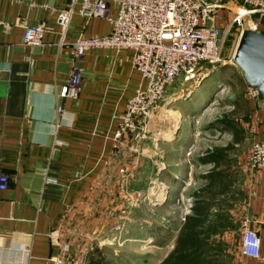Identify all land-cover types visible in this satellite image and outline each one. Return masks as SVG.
Instances as JSON below:
<instances>
[{
  "label": "crops",
  "instance_id": "0c3cea01",
  "mask_svg": "<svg viewBox=\"0 0 264 264\" xmlns=\"http://www.w3.org/2000/svg\"><path fill=\"white\" fill-rule=\"evenodd\" d=\"M70 3L0 0V173L10 176L7 189H0V264H56L57 259L67 256L69 244H74L72 225L84 230H108L122 223L117 238L108 239L113 236L104 234L90 241L128 244L126 251L115 253L119 259L114 264H161L173 251L191 213L190 205L183 206V212L175 201L192 195L204 184L201 176L213 167L200 162L208 150L201 149L200 134L202 124L214 113L208 110L221 101L217 95L222 96L229 86L217 83L218 92L211 99L205 101L207 95L202 92L184 106L182 101L172 103L177 100L175 94L189 90L186 100L190 99L193 88L201 83L190 89L182 87L185 83L170 87L165 103L149 122L143 155L135 156L124 147L117 149L115 138L122 115L144 82L143 77L133 66L132 49L88 50L77 61L82 70L79 97L60 98L59 92L68 83L74 66V43L79 38L112 32L109 20L88 19L78 13L73 14L64 32L59 12ZM231 9L228 2L219 11V24L224 28L227 20L222 22V18L232 20L236 14ZM116 14L114 8L112 15ZM36 23H44L47 28L42 46L25 43L26 26ZM261 24L260 31H264V20ZM244 84L242 97L248 111L239 119L246 129V140L238 147L248 149V141L251 145L248 151L242 149L238 168L246 172L245 163L255 139L252 120L257 106L249 97V86ZM232 102L229 106L233 108ZM59 106L65 109L62 115ZM225 112L206 122L210 125ZM258 115L260 126L264 123V107ZM209 129L223 136V145L218 142L214 146L233 142L231 131ZM122 168L131 174L128 178L120 172ZM200 169L201 185L195 187V173ZM246 177L243 189L248 202L237 213L240 218L247 216L249 228L258 232L262 254L260 258L242 255L243 227L239 234L222 236L227 243L226 264H264V170ZM146 195L162 204L137 203ZM236 235H240L238 239Z\"/></svg>",
  "mask_w": 264,
  "mask_h": 264
},
{
  "label": "built area",
  "instance_id": "2783aa9c",
  "mask_svg": "<svg viewBox=\"0 0 264 264\" xmlns=\"http://www.w3.org/2000/svg\"><path fill=\"white\" fill-rule=\"evenodd\" d=\"M231 2V1H230ZM233 2V1H232ZM237 2V0H236ZM236 14L219 24V11L224 9V0H71L67 9L60 10L59 23L66 32L72 16L78 13L88 19L105 18L112 24V32L104 36L79 38L74 43L75 61L68 83L59 92L61 99L77 98L81 92L82 70L77 65L85 52L100 48L132 49L133 66L143 77V83L129 100L122 122L116 134V148H128L140 155V145L148 136V125L155 112L166 101L168 89L183 77L185 82L202 79L218 66L225 65L223 49L226 39L224 29L237 25L240 36L244 29L260 31L264 20V0H239ZM117 14L112 15V10ZM251 19L252 22H248ZM232 25V26H231ZM47 32L44 23L26 26L25 43L42 46ZM202 71V72H201ZM200 77V78H199ZM250 99L257 108L251 146L245 169L251 174L264 170V123L258 125L259 110L264 107L259 92L249 87ZM65 109L59 106L58 112ZM46 172V171H45ZM128 178L125 168L120 170ZM10 176L0 173V189L9 186ZM160 189V188H159ZM150 200L153 206L155 200ZM192 207V202L190 203ZM249 219L243 221L242 255L260 258L262 244L258 232L249 228ZM65 258L56 264H64Z\"/></svg>",
  "mask_w": 264,
  "mask_h": 264
},
{
  "label": "trees",
  "instance_id": "16d2710c",
  "mask_svg": "<svg viewBox=\"0 0 264 264\" xmlns=\"http://www.w3.org/2000/svg\"><path fill=\"white\" fill-rule=\"evenodd\" d=\"M241 102L240 98L233 101V109L210 124L209 128L231 131L233 142L213 146L200 157L201 163L213 167L201 176L204 184L192 194L191 213L185 218L173 251L161 264H226L227 243L222 236L241 232L244 217L237 212L248 202L246 192L238 188V161L234 157L240 149L238 144L246 140V129L239 117L247 115L248 110ZM107 262L100 248L90 253L88 264Z\"/></svg>",
  "mask_w": 264,
  "mask_h": 264
},
{
  "label": "rangeland",
  "instance_id": "374dc122",
  "mask_svg": "<svg viewBox=\"0 0 264 264\" xmlns=\"http://www.w3.org/2000/svg\"><path fill=\"white\" fill-rule=\"evenodd\" d=\"M230 1L232 4V9L234 11L241 4V2H238L239 0H237V2H236V0H224L225 4H223V5H225V7H226L227 3ZM238 3H240V4H238ZM232 9L229 11H232ZM249 21H251V19H249L248 22ZM229 25H230V22L228 23V28L224 29V33L226 34V39H225V44H224V49H223V57H224V60H227V61L231 60V61L227 62L225 65L218 66L214 70L212 69V71L207 70V68H211V67L208 65H205L203 70H206V73H209V74L202 79L200 85L193 88V91L190 94L191 98L186 100V96L188 95L189 90H183V91H180L179 93H176L174 97L177 100L172 101V103L173 102L176 103L177 101H182L181 105L184 106L190 102L192 103L193 100H196L202 92H206L207 98L205 101H207L208 99H211L216 92H218L219 87L217 86V83L226 82L229 86V88H228L229 90H225L222 93V96L217 95L218 99H220V97H222L221 101H219V104L215 108L212 107L210 110H208V111H214V113L212 115H209V118H208L209 120H206V121H209V123H210V121L212 122L215 117H218V115L220 113H223L224 111L232 110L233 108L229 106V103L232 101H235L236 97H237V99L240 98L242 100L241 104L244 105L245 108L247 107L246 102H244L245 99H243V97H242L243 90H244L245 86H241L242 84H244L245 80L242 76L241 70L238 68V66L234 62V55H235V51H236V48H237V45H238V42L240 39V33L236 28L237 27L236 24L233 26L231 25L232 27L230 28V30H228ZM180 83L181 84L185 83V85L182 86L183 88L190 89L197 84V80L185 82L184 78L180 77L176 81V83L173 84L171 87H177L178 85L181 86ZM169 92H170V90H169ZM193 110L194 111H200V108H196V110L194 108ZM206 121L202 124L203 125L202 126L203 131L200 134V138L202 137V139L199 140L200 144H201L200 145L201 149L202 150L209 149L208 148L209 145L214 146V145L218 144V142H220L219 145H223V141H222L223 136L219 135L214 130H210L209 129L210 125H208L209 123ZM145 144H147V143H145ZM141 145H140V155H143L142 152L144 150L145 145L143 144L142 147H141ZM250 145L251 144L248 141L246 144L248 149L250 148ZM242 149H245L246 151H248V149L241 147V149H239L240 151H238L240 153L237 152V154L235 155V159H237V161H238V157L240 156V154L242 152ZM203 152H205V151H203ZM135 156H137V155H135ZM237 167H238V165H237ZM201 171L202 170L200 169L195 173V175H196L195 177L197 178V182H198L195 187H197V186L199 187L201 185V181L199 180L200 176L202 175ZM237 171H239L238 172L239 173L238 188L243 189V188H245L243 181L245 178H247L246 174H248V175H251V174L248 171L244 172V169H242V168L241 169L237 168ZM239 185H241V187ZM177 199L178 200H176L174 204L181 207V210L183 212L184 211L186 212V208H183V206H189L190 205V203L192 202V195H184V196H181V198H177ZM150 200H153V198L151 196L146 195L145 197H141L137 203L153 206V204L151 203ZM131 204L132 205L134 204V202L132 200H131ZM135 206H137V204ZM246 217L247 216H244V219H246ZM148 219H151V218H148ZM244 219H243V221H244ZM140 222L147 223L144 220H140L139 223ZM149 222H151V221L149 220ZM123 225H124V223L119 224L115 228H109L108 230L98 229L96 227L95 228L94 227L87 228L84 230V229H79L75 225H72L70 230L72 231V233L74 231V235L72 233H70V236H72V237L74 236L73 239H75V240H74V244H72V243L69 244V246L67 248V251H66L67 256H65V261L69 256L70 257L68 258V262L64 263V264H88V259H89L90 253L94 252L95 248H97V247L100 248V246H102V250L104 252V255L106 256V259H108L109 262H112V264H114L115 260L119 259V257H115V253L126 251L125 248H127L128 244H126V243L123 244V243H120L119 240H116V242L114 244H105L104 245V244H100L99 240H97V239H92L90 241V238L91 237L97 238L98 236H100V235L102 236L104 234H106L108 236H113L111 238L108 237V239H112L114 237L117 238V236L122 231ZM239 236L240 235H236V239H238ZM120 255H123L124 257L126 256L124 254H119V256Z\"/></svg>",
  "mask_w": 264,
  "mask_h": 264
},
{
  "label": "water",
  "instance_id": "95a60500",
  "mask_svg": "<svg viewBox=\"0 0 264 264\" xmlns=\"http://www.w3.org/2000/svg\"><path fill=\"white\" fill-rule=\"evenodd\" d=\"M246 84L259 92L264 103V31L253 28L243 30L234 55ZM155 205L162 204L159 199Z\"/></svg>",
  "mask_w": 264,
  "mask_h": 264
},
{
  "label": "bare ground",
  "instance_id": "6f19581e",
  "mask_svg": "<svg viewBox=\"0 0 264 264\" xmlns=\"http://www.w3.org/2000/svg\"><path fill=\"white\" fill-rule=\"evenodd\" d=\"M170 110V109H169ZM171 111V110H170ZM169 119V118H168Z\"/></svg>",
  "mask_w": 264,
  "mask_h": 264
}]
</instances>
